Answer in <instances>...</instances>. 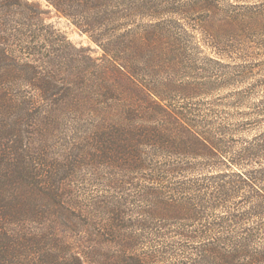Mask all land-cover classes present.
<instances>
[{
    "label": "trees",
    "instance_id": "trees-1",
    "mask_svg": "<svg viewBox=\"0 0 264 264\" xmlns=\"http://www.w3.org/2000/svg\"><path fill=\"white\" fill-rule=\"evenodd\" d=\"M45 1L102 52L0 0V264H264V0ZM202 46L237 89L174 101L197 86L164 71ZM59 129L117 136V198L45 163L35 137Z\"/></svg>",
    "mask_w": 264,
    "mask_h": 264
},
{
    "label": "rangeland",
    "instance_id": "rangeland-1",
    "mask_svg": "<svg viewBox=\"0 0 264 264\" xmlns=\"http://www.w3.org/2000/svg\"><path fill=\"white\" fill-rule=\"evenodd\" d=\"M27 1L37 3L46 10L45 23L51 24L75 47L86 48L92 57H100L101 48L68 19L57 15L45 0ZM193 34L196 38H200V34L197 32ZM212 58L214 59L213 53L202 46L200 50L183 53L177 57L178 67H168L164 71L165 78L183 82L189 81L197 86L191 93L185 95L176 90H171V97L174 101L208 103L223 99L230 92L237 89L236 85L218 88L214 80L217 74V65L211 60ZM257 58L262 60L264 55L260 53ZM233 60L239 62L236 59L227 61V58L222 62L227 63ZM109 79L112 80V76H109ZM25 90V94L32 93L30 88H25ZM108 103L117 104V98L108 101ZM103 106L106 105H100V107ZM89 116H103V113H93ZM63 130H53V132L41 137L39 135L35 137L36 143L39 144L36 148L40 153H44L45 163H75L77 170L75 169L71 176L65 178V184L72 185L76 193L85 195L88 200L99 197L117 198V136L116 138H109H115L116 141L111 149L106 151V145L101 144V142L103 139L107 140L108 136L101 138L94 134L92 130L85 133L74 132L71 129ZM77 147L79 148L77 149ZM104 155H106V158ZM162 159L157 158L155 161L160 163L163 161ZM94 215L96 216L90 220L92 226L95 221L105 225L109 223V215L105 211L101 210L99 214L94 213Z\"/></svg>",
    "mask_w": 264,
    "mask_h": 264
}]
</instances>
